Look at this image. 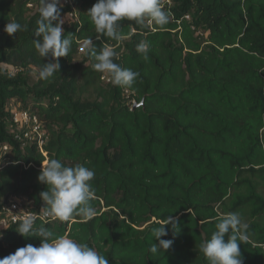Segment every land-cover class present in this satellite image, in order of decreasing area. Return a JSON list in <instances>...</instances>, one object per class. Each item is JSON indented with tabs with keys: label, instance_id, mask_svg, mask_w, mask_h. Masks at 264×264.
I'll return each mask as SVG.
<instances>
[{
	"label": "trees",
	"instance_id": "obj_1",
	"mask_svg": "<svg viewBox=\"0 0 264 264\" xmlns=\"http://www.w3.org/2000/svg\"><path fill=\"white\" fill-rule=\"evenodd\" d=\"M72 1L78 20L62 25L71 48L53 76L40 80L41 67L56 62L34 46L42 39L33 10L40 0H0V218L15 198L47 212L38 175L42 163L57 159L94 171L96 215L37 218L34 227L87 244L108 264H208L199 245L217 217L237 213L248 225L243 264H264V0H172L161 7L169 13L163 29L124 19L119 42L97 39L87 15L97 0ZM8 22L24 30L9 36ZM141 42L147 59L137 51ZM105 46L114 48V63L139 73L130 87L93 69L92 50ZM5 67L20 73L6 76ZM24 69H35L32 85L22 82ZM11 100L39 119L43 152L36 139L9 133ZM169 216L178 225L166 226L161 239L173 244L152 254L159 243L152 229ZM20 222L0 225V259L40 246L39 237L17 232Z\"/></svg>",
	"mask_w": 264,
	"mask_h": 264
},
{
	"label": "clouds",
	"instance_id": "obj_2",
	"mask_svg": "<svg viewBox=\"0 0 264 264\" xmlns=\"http://www.w3.org/2000/svg\"><path fill=\"white\" fill-rule=\"evenodd\" d=\"M60 2L61 0H40V18L37 20L35 34L42 39L34 41V46L39 56L56 60L41 67L38 73L40 80H48L53 76L60 67L58 58L68 55L73 42L71 35L63 36V20L60 19L58 7ZM87 15L90 23L95 26L97 39L102 34L117 42L125 38L119 31L118 23L124 19L135 21L141 26H151L154 23L161 29L169 22V13L161 8L160 0H97L87 11ZM20 30L24 29L18 22H8L4 27L9 36ZM147 50V44L141 42L137 45V51L144 53L145 59ZM116 55L111 46L102 47L99 51L92 50L91 56L95 60L92 67L97 72L109 74L113 85L130 87L139 73L114 63L113 58ZM94 176L93 170L82 165L69 167L57 159L42 163L38 181L46 185L47 190L41 191L39 195L48 206L46 214L59 221H68L74 215L85 221L92 219L96 215L91 204L95 195L91 185ZM34 224V219L26 216L16 230L22 236L39 237L40 246L28 244L18 248L14 253L0 259V264H108L103 255L87 244L77 243L67 236H54L43 225L36 228ZM168 225L175 230L178 222L169 216L159 227L152 229L153 237L159 241L158 244L151 245L152 254L161 250L167 251L172 246L173 240L161 239L168 235ZM247 228L248 225L241 223L237 213L219 216L215 231L209 240L199 245V251L208 264H243L240 244L248 241Z\"/></svg>",
	"mask_w": 264,
	"mask_h": 264
},
{
	"label": "built area",
	"instance_id": "obj_3",
	"mask_svg": "<svg viewBox=\"0 0 264 264\" xmlns=\"http://www.w3.org/2000/svg\"><path fill=\"white\" fill-rule=\"evenodd\" d=\"M172 0H161L160 6H171ZM60 10V19L63 22H77L78 20V7L73 3L72 0H61L60 5H58ZM186 18H189L187 15ZM84 49L83 46L80 47ZM84 51V50H83ZM81 51V52H83ZM103 80L109 81L107 76L103 77ZM13 123L16 127L19 128H28L27 132L23 134V137L27 139V141H32L36 139L41 151L43 152V144H44V131L42 130V125L35 114H31L27 111H19L17 114L13 116ZM22 136L17 135V138L21 141H24ZM25 143V142H24ZM8 145L3 146L4 154L9 150ZM2 152V153H3ZM8 163H6L7 165ZM0 163V168H1ZM3 216L0 218V225L5 226L8 223H17L22 221L26 216H31L34 220L40 218L42 220H47L51 218V216L47 215V212H36L29 208H23L16 201H11L7 205L2 206Z\"/></svg>",
	"mask_w": 264,
	"mask_h": 264
},
{
	"label": "rangeland",
	"instance_id": "obj_4",
	"mask_svg": "<svg viewBox=\"0 0 264 264\" xmlns=\"http://www.w3.org/2000/svg\"><path fill=\"white\" fill-rule=\"evenodd\" d=\"M37 9H40V7H37V6L33 7V10H37ZM3 70H4L6 76H10V75L11 76H13V75L18 76L20 73L18 70H14L13 68H10V67L9 68L5 67ZM21 80H22V82L27 80V84L32 85L36 81L35 69H24L23 70V76L21 77ZM24 108H26V107L24 106L23 103L17 102L15 100L9 101L6 105V107L4 108L6 113L8 114V116H7L8 131L11 135H16V136L20 135L23 137V134L25 132H27V130H28V128L16 127L13 123V116L15 114H17L21 109H24ZM23 139L25 141H27V139H25L24 137H23ZM28 142H30V141H28ZM6 158L8 161H11V160H13L14 156L7 154ZM12 201H16L23 208H26V209L31 206V204L28 203L26 200H23L20 198L12 199Z\"/></svg>",
	"mask_w": 264,
	"mask_h": 264
},
{
	"label": "water",
	"instance_id": "obj_5",
	"mask_svg": "<svg viewBox=\"0 0 264 264\" xmlns=\"http://www.w3.org/2000/svg\"><path fill=\"white\" fill-rule=\"evenodd\" d=\"M137 106H138V105L135 104V105H134V108L137 107Z\"/></svg>",
	"mask_w": 264,
	"mask_h": 264
}]
</instances>
